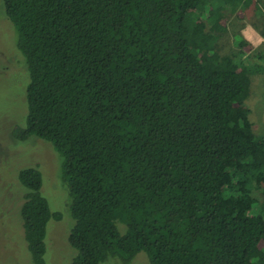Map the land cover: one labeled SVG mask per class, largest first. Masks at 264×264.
<instances>
[{"label": "trees", "instance_id": "trees-1", "mask_svg": "<svg viewBox=\"0 0 264 264\" xmlns=\"http://www.w3.org/2000/svg\"><path fill=\"white\" fill-rule=\"evenodd\" d=\"M29 83L25 127L61 160L74 221L71 264H264V134L245 104L264 44L224 13L264 0H2ZM261 19V20H259ZM252 87V89H251ZM20 215L33 264L51 219L38 167L21 169Z\"/></svg>", "mask_w": 264, "mask_h": 264}, {"label": "rangeland", "instance_id": "rangeland-1", "mask_svg": "<svg viewBox=\"0 0 264 264\" xmlns=\"http://www.w3.org/2000/svg\"><path fill=\"white\" fill-rule=\"evenodd\" d=\"M224 16L227 32L219 39L218 51L221 55H231L238 50L233 35L244 20L242 15ZM17 41V32L5 16L0 0V264H33L20 215L25 189L18 181V173L36 166L42 175L41 194L48 201L50 211L60 215L59 220L51 219L47 225L45 263L71 264L77 252L68 242L74 221L68 190L62 184L61 160L49 143L35 137L20 142L11 135L15 127H25L28 113L29 72ZM252 87L253 93L245 105L250 109L254 133L261 135L264 134V76L257 75ZM103 264L125 263L112 258ZM127 264H149V260L140 252Z\"/></svg>", "mask_w": 264, "mask_h": 264}, {"label": "crops", "instance_id": "crops-1", "mask_svg": "<svg viewBox=\"0 0 264 264\" xmlns=\"http://www.w3.org/2000/svg\"><path fill=\"white\" fill-rule=\"evenodd\" d=\"M254 7L251 5V8L244 12V15L242 14V18L244 22L240 23L238 26L237 31L241 34V36L244 37L245 40L248 41V43L253 47H257L261 44H264V38L261 37L258 30L254 28V24L258 26V28H261V21H258L257 15L255 12H253ZM225 15H228L227 12L224 13ZM235 15H240L239 13H235ZM261 20V19H259Z\"/></svg>", "mask_w": 264, "mask_h": 264}]
</instances>
